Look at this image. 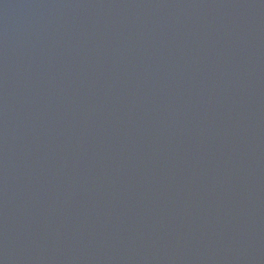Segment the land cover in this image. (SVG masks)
Segmentation results:
<instances>
[{"label": "water", "instance_id": "water-1", "mask_svg": "<svg viewBox=\"0 0 264 264\" xmlns=\"http://www.w3.org/2000/svg\"><path fill=\"white\" fill-rule=\"evenodd\" d=\"M0 264H264V0H0Z\"/></svg>", "mask_w": 264, "mask_h": 264}]
</instances>
